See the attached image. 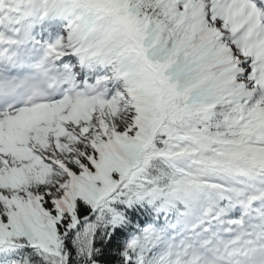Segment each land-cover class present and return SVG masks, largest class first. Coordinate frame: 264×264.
I'll return each instance as SVG.
<instances>
[{
    "label": "snow or ice",
    "instance_id": "6c2138e0",
    "mask_svg": "<svg viewBox=\"0 0 264 264\" xmlns=\"http://www.w3.org/2000/svg\"><path fill=\"white\" fill-rule=\"evenodd\" d=\"M0 264H264V0H0Z\"/></svg>",
    "mask_w": 264,
    "mask_h": 264
}]
</instances>
